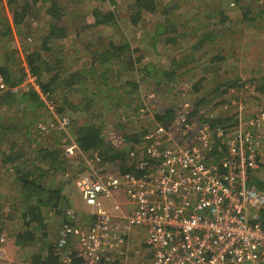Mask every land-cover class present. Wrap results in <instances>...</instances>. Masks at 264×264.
Here are the masks:
<instances>
[{
  "label": "trees",
  "instance_id": "1",
  "mask_svg": "<svg viewBox=\"0 0 264 264\" xmlns=\"http://www.w3.org/2000/svg\"><path fill=\"white\" fill-rule=\"evenodd\" d=\"M252 4L254 0H0V43L13 41L11 48L1 46L0 77L8 88L19 86L26 77L19 64L26 62L29 74L36 77L56 114L71 113L67 127L81 154L74 158L65 154V128L58 129V124L38 130L33 119L9 118V125H4V107L11 108L13 103L17 107L23 104L22 112L38 104L46 108L32 89L20 92L18 97L10 92L0 97V183L4 191L0 212L7 210L0 217V237L4 227L9 228L18 249L35 247V252L25 255L18 264H79L69 251L64 259L55 254L48 230L50 220L63 218L69 209L68 177L73 180L81 174L82 159L113 165L120 176L134 174L150 130L157 126L175 128L178 121L185 127L194 117L215 132L216 140L207 148L205 159L214 163L219 173L225 172L226 141L216 135V130L229 133L240 121L264 113L226 116L231 106L237 109L240 103L234 100L230 104L225 97L245 87L247 81L260 98L264 97V76L245 81L233 76L237 67L225 71L221 67L228 61L234 64L229 59L233 55L228 57L230 49L236 47L238 51L241 47L240 54L247 49L242 46L249 41L248 34L235 35L241 24L252 29L264 23L263 12L254 13ZM72 5L84 7L85 16L92 21L87 29H97L98 38L86 48L88 62L75 68L67 64L63 45L69 39L66 26L86 22L71 21L75 14ZM236 8L238 18L230 14ZM115 27L136 34L131 40L146 43L147 51L160 47L181 51L184 56L172 59L168 67L145 64L142 49L132 48L125 29H118L117 42L112 41L117 35L111 34L103 43L101 29ZM255 34L252 32L253 40L259 37ZM112 66L117 69L112 70ZM217 72L228 75L216 79ZM205 91L208 95L203 94ZM144 92L153 98L163 97L164 106L150 114L153 110L143 102ZM206 95L214 104L209 112L199 115ZM188 101L194 110L186 115L182 109H187ZM99 106L100 114L96 115ZM220 107L223 113L213 114ZM72 172L71 178L68 174ZM7 203L8 208L4 206Z\"/></svg>",
  "mask_w": 264,
  "mask_h": 264
},
{
  "label": "built area",
  "instance_id": "2",
  "mask_svg": "<svg viewBox=\"0 0 264 264\" xmlns=\"http://www.w3.org/2000/svg\"><path fill=\"white\" fill-rule=\"evenodd\" d=\"M30 83L52 110L54 104ZM4 88L0 77V89ZM67 123L63 119L61 128ZM240 124V129L244 127L240 134L226 135L223 173L205 159L215 132L207 124L191 123L179 132L160 126L148 132V158L138 162L139 176L79 177L75 184L94 223L76 232L63 222L56 248L61 252L77 234V256L87 264H111L116 259L119 264H133L128 235L141 227L145 230L142 244L152 250L150 264H264V191L251 181L252 173L264 171V114ZM222 133L216 130V135ZM78 152L74 142L65 149L69 158ZM100 167L101 171L108 164ZM119 188L135 204V211L122 220L100 204V197H110ZM65 215L74 219L70 210Z\"/></svg>",
  "mask_w": 264,
  "mask_h": 264
},
{
  "label": "rangeland",
  "instance_id": "3",
  "mask_svg": "<svg viewBox=\"0 0 264 264\" xmlns=\"http://www.w3.org/2000/svg\"><path fill=\"white\" fill-rule=\"evenodd\" d=\"M251 6H252L251 10L254 13L263 12V18H264V0L259 1V3L256 2V0H254V5L252 4ZM72 8L73 9L71 12H73L75 14H74V19H72L71 21H73V22H79V21L86 22L85 24L83 23L84 25L74 23V26L72 24H68L66 26V30L68 31V34H69V39H66L63 42V45H64L65 52L68 56L67 57L68 58L67 64H68V66L70 65V68L71 67L75 68L76 66L79 67L82 63L88 62V57H87L88 55L86 53V48H87V46H90L91 44L93 45L95 40H97L98 38L95 36L97 29H95V28L87 29V27L89 26V24H91L92 21L90 22V19H91L90 17L87 18L85 16L84 7H81L78 5H72ZM116 9L120 10L121 6L116 7ZM121 11L122 10H120V13H121ZM230 14L233 17L238 16V14H239L238 9L237 8L234 9L233 11L230 12ZM236 18H238V17H236ZM259 25H260V27H258V28L249 29V28H244L245 25L241 24V27H239V29L236 31L235 35H236V37H240V36L243 37V35L248 34L249 41L246 44L247 46L246 45L242 46V48L246 47L247 49L242 54H240L241 47H239L238 51H237L236 47H233L232 49H230L231 55H229L228 57H231L233 55V57H231L229 59L234 60V64L229 63L230 61H228L225 65L221 66V67H223L222 70L225 71V69H228V68L232 69L234 67H237L236 72L233 74V76L236 78L240 77L242 80H245V81L250 80V79H254L258 76H261V77L264 76V23H261ZM118 29H120V30L125 29L124 31H125V35H126L127 39L131 40L134 38V36H137L136 34L133 35V34L129 33L128 29L124 28V27H120V28L115 27L113 29H111V28L101 29L100 36H101V39L103 40V43L107 42V40H108L107 37L110 36L111 34L117 35V38L115 40H112L114 42H117L118 36H119V33H118L119 30ZM252 32L257 33L254 36L259 35L257 40H253ZM241 39L242 38H240V40ZM3 41L5 42L7 40L5 39ZM131 41H132V48L142 49V51H143L142 56L146 57V59H144L143 62L145 64H149V63H152L153 65L156 64L158 66V68L168 67L169 64L171 63L172 59L178 60L181 56H184V53L181 51L173 52L172 49L168 50L166 48L164 49V48H160V47H156V49H157L156 51H153L152 49L147 51L148 47H147L146 43L144 44L143 42L136 41V40H131ZM253 43H256V44H253ZM12 44H13L12 40H10L7 43H3V44L0 43V50H1V46L3 47V45H4L6 48L7 47L11 48ZM240 46H241V44H240ZM16 47L19 49L21 48V43L18 41L17 38H16ZM95 47H98V45H95ZM232 53H235V54H232ZM20 55H22V54H20ZM75 59L78 60V63L75 62ZM232 60H231V62H232ZM19 65H21L20 68H23V72L25 74L30 73L28 67L26 66V62L23 61L22 64H19ZM111 69L116 70L117 67L112 66ZM229 73H231V72H229ZM227 75L228 74L223 75V74L218 73V72L214 74L216 79H223ZM23 80H24L23 81L24 83L22 82L19 86H15L13 88H8L7 85L5 84V88L0 89V97H3L5 95V93H8V92L13 93L15 96L17 95L16 97H18L20 92H24V91L26 92L30 89H33V86L31 85L30 82H33V84H35L37 87L40 88V86L38 84L39 82L34 75H32V77H30L29 79L27 78V79H23ZM254 88L255 87L253 86V84H251L249 81H247L245 87H243L239 90H232L229 93V95L225 97V100H228L230 104H231V101H232V104H234L233 103L234 100L236 102L239 101V103H240L237 109H234V108H232L233 106H231V109L228 110V114L226 115L227 117H229L232 114L234 115L236 113L239 116H243V115L251 116L253 114L264 112V97L260 98V96L257 95L256 92L254 91ZM203 89L205 90V88H203ZM148 92H144L142 94V97L144 98L143 102H145V105L152 108L151 110H153V112L150 111L149 113L153 114L154 111H156L159 106H161V105L164 106V103L162 101L163 97L162 98H159V97L153 98V95L149 94L150 92L149 93ZM203 94L208 95V92L205 91V92H203ZM207 95H206V97H207ZM74 96H76V95H74ZM44 97H45V95H44ZM40 99L41 100L44 99L43 96H42V98L40 97ZM74 100L77 103L78 99L75 98ZM42 101H44V100H42ZM188 102L185 103V108H187V109L186 110H184V108L182 109V112L185 113L186 115L191 113L192 110H194V109H190V102L191 101H188ZM113 103H116L115 98H114ZM213 104H214V100L211 99V96H208L206 98V101L204 102V108L202 110H199L200 111L199 115H201L205 111H206V113L209 112V108H211V106ZM43 105L45 106V104H43ZM165 105H166V103H165ZM22 107H23V104L21 105V107L20 106L17 107L16 104H14V103H13L11 108L7 107V106L4 107L5 110H7V113H5L3 116L4 125H6V126L9 125L7 123L9 118H15L18 120L21 119V120H26V121L33 119L34 124H35V129L38 128V130H39V129H43L45 127L53 128L55 124H58V129H60L61 125H62V120L64 119V121H68L67 119H70V114H71L68 112V113H65L63 115L58 116L56 114V112L54 111L55 110L54 107L51 110V108L48 109L45 106L47 108V110H46V108H43L42 105H40V104H38L37 106L36 105L32 106L26 112H22V110H23V109H21ZM223 108L226 109L225 107H223ZM94 112L96 115L100 114V106ZM103 112L102 113L106 117L110 116V113H108L106 111H103ZM214 113L216 115L219 113H223L221 111V107L218 110H215L213 112V114ZM135 117L138 118V116H136V115H135ZM196 117H198V115H196ZM233 119H234V121L240 120L239 118H234V117H233ZM6 120H7V122H6ZM190 122L191 123H197V119L193 117L190 119ZM182 124L183 123H181L180 121H178L176 123L175 128H177L178 132L180 130H184L185 127H182V126H184ZM148 125L149 124H147V126ZM151 126H152V124H151ZM240 126H241V124L239 122L238 127H233V129L229 131L230 135L233 133L240 134V132L243 131L242 129H240ZM247 127L249 129L251 128V126H249V125ZM147 128H149V127H147ZM234 128H235V131H233ZM251 130L255 132V128L252 127ZM63 132H65L63 140H64L65 149H66L67 147H69V144L71 142H73V139L70 136L67 125L65 126V130ZM50 134H48V135H50ZM64 152H65V150H64ZM261 153H264V146L261 149ZM76 155H81V154H79V152H78V153L74 154L72 158H74ZM261 158H263V160H264V155ZM84 160H86V162H84ZM84 160L83 159L81 160L84 163V165H81V167L79 168V170H82L81 174L74 176L73 180H70L68 177V180L70 181V183H68V186L66 187V193H67V191L71 192L70 190H72V188H73L72 186L75 184V181L77 180V178L79 179V177H81L82 175H86L87 173L90 172L88 170V167L101 169L99 164H96L95 162H90L89 161L90 159H84ZM73 173H75V172H72L68 175L72 178ZM262 175H264V171L260 172V170L252 173L251 181H252V183H254L253 185L256 188H259L262 191H264V184H257L258 182L264 183V178H262ZM255 182H257V183L255 184ZM3 183L8 184V182L6 183V181ZM2 187H3V185H2V183H0V200L2 198V194L4 193V191H2ZM72 203H73V208L76 211L77 218L80 221H83L82 226L86 225V227H84V228L89 227L90 221H91L90 215H88L86 210H84L80 207L81 206L80 202H79V205H76L74 202H72ZM4 206L6 208H8L9 203L5 204ZM86 209H88V207H86ZM4 212H7V210L3 209L0 212V217L3 216ZM64 220H65V218H60V220H58V222H59L58 225H60L62 223V221H64ZM58 222L52 221L49 225V228L52 229V226L55 224L57 225ZM10 227H12V226H10ZM8 230H9V228L4 227L3 231L1 232L0 241H2V239H3V243L6 242V238L4 237L5 236L4 233H6L8 236H10V232ZM133 244H134L133 247L134 248L136 247V249H137L141 245V240H136ZM15 259H16V261L10 262V261L6 260V258L4 257V254H2V253L0 254V260H1L0 264H18V261L21 259L19 253ZM146 260H148V258L146 257L145 252L144 251L139 252L138 259H137L138 264H146Z\"/></svg>",
  "mask_w": 264,
  "mask_h": 264
},
{
  "label": "crops",
  "instance_id": "4",
  "mask_svg": "<svg viewBox=\"0 0 264 264\" xmlns=\"http://www.w3.org/2000/svg\"><path fill=\"white\" fill-rule=\"evenodd\" d=\"M242 129H244V127ZM226 135H227V133L224 134V132L221 134V136L224 138L223 139L224 141H226L225 140ZM146 148H147V146H146ZM146 158H148V156L146 155V149H145L144 156L142 158L138 159V161L135 163L136 168H135V171L133 172L135 176L140 175V171L137 168L138 162L141 159H146ZM89 161L92 162L91 160H89ZM84 162H86V160H84ZM81 163H83V162H81ZM112 166L113 165L108 164V167L106 169L101 170V171L99 168L88 167V170L90 172L87 173L86 175H91V174L95 173V174L99 175L102 179L112 177V176H120V174L117 172L116 168H114ZM261 171L262 170H260V172ZM137 172H139V174H135ZM86 175H82V177L86 176ZM262 178H264V175H262ZM257 182H255V184ZM257 184H264V183L258 182ZM72 187H73L72 190H70L71 192H68V194H69L68 200H69V208H70L68 210H70L74 213V219L69 220L68 218H66V215H65V216H63V218H65V220L62 221V223L63 222L70 223V225L73 227V230L76 232L85 231L84 229H89L93 225L94 217L91 213L92 212L91 209L89 207H88V209H86L87 205L84 203L83 198H82L80 192L78 191V189L76 187V184H74ZM72 202H74L76 205H79V202H80L81 203L80 207L82 209L86 210L88 215H90L91 221H90L89 227L84 228V227H86V225L82 226L83 221H80L77 218L76 211L73 208ZM100 204H101V207L103 210H105L107 213H109L112 217L120 219V220L130 216L135 211V204L125 195V192L120 188L115 190L114 193L110 197H100ZM115 205L118 206V210L114 209ZM60 218H61V216H60ZM60 218H58L56 220L53 219L52 221L58 222V220H60ZM58 224H59V222L57 223V225L56 224L53 225L52 229L49 228V230H48L49 238L51 240L52 245L54 246L53 248L55 249V254L60 259H62L65 252L69 251V253L73 254L75 256L74 258H76L79 261V264H87V261L85 259L77 256V253H78V250L76 249V247H78V236H77V234H72L68 244L63 248V250L61 252L59 251V249L56 248L57 247V241H58V233H59V229L61 226V224L60 225H58ZM4 234H5L4 237L6 238V242L3 243V241H0V243H1L0 251H2L1 253L4 254V257L6 258L7 261H10V262L16 261L15 258H16V256H18V253L20 254V257L22 259H24L25 255L32 253V252H35V250H34L35 247L34 248H28L25 250L18 249V247L15 244L13 236H8L6 233H4ZM144 236H145V230L141 227H134L128 235V245H127L128 255L130 256L133 264H138L137 259H138L139 252H143V251L145 252L146 257L148 258V260H146V264H150L151 257H152V250H151V248H148L142 244ZM136 240H141V245L137 249H136V247L135 248L133 247V245H134L133 243ZM64 258H65V256L63 257V259ZM66 264H68V263H66ZM102 264H107V263H104V261H103ZM111 264H119L118 259H116Z\"/></svg>",
  "mask_w": 264,
  "mask_h": 264
},
{
  "label": "clouds",
  "instance_id": "5",
  "mask_svg": "<svg viewBox=\"0 0 264 264\" xmlns=\"http://www.w3.org/2000/svg\"><path fill=\"white\" fill-rule=\"evenodd\" d=\"M1 254V253H0Z\"/></svg>",
  "mask_w": 264,
  "mask_h": 264
}]
</instances>
